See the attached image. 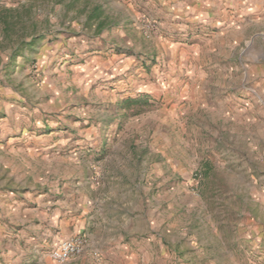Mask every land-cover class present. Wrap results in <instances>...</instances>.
Segmentation results:
<instances>
[{"label":"rangeland","instance_id":"374dc122","mask_svg":"<svg viewBox=\"0 0 264 264\" xmlns=\"http://www.w3.org/2000/svg\"><path fill=\"white\" fill-rule=\"evenodd\" d=\"M176 2L0 0V264H61L77 236L64 264H123L116 245L137 264H264V23L223 42L173 28ZM78 186L93 218L43 237Z\"/></svg>","mask_w":264,"mask_h":264},{"label":"crops","instance_id":"0c3cea01","mask_svg":"<svg viewBox=\"0 0 264 264\" xmlns=\"http://www.w3.org/2000/svg\"><path fill=\"white\" fill-rule=\"evenodd\" d=\"M169 11L170 15L167 17L168 19H172L169 24H172L173 28L189 29L190 27L197 26L217 27L219 29L218 33H220L223 42H225L227 35L235 34L238 36L243 34L246 28L260 26L264 23V0H177L176 4L172 5ZM175 21L177 23L179 22V25H175ZM96 65L97 61L87 64L85 68L87 71H97V68L99 67ZM81 190L82 186L72 189L73 192H70L69 195L71 199L68 197V199L62 202L63 206L66 207L64 212L61 211L60 208H57L51 212V214L40 213V217L43 219L40 220L39 225L33 224V228L35 230H40L43 237L47 236V233H49L50 230H48V228L51 229L53 227L57 228L60 231V234H66L70 237L80 233L86 225L87 219L93 218V216H89L88 213L94 211V207L90 204L93 202H90L88 198L83 199L84 192H81ZM45 196L46 195L42 194L35 199L39 204V209L37 211L44 209V202L48 200ZM31 199L32 198H30L29 201L33 202L34 200ZM88 203L89 205H87ZM94 203L97 204L96 208L98 211L96 213H99L97 226L100 228V232L104 229L102 234L104 236L106 233H110V230L109 232L106 231L107 229L105 225L107 220L110 219L109 216L105 214V209L103 208L105 200L104 202L96 200ZM63 206L61 205V207ZM131 206V203H125L121 208L114 205V208H118L122 213L121 215L117 214L116 216H112V218L115 219L113 224L119 225L118 221H120L123 224V226H121L123 227L124 232L129 229L130 221L132 219L130 212ZM93 213H95V211ZM28 214L31 218L35 216L32 214L31 210ZM134 217L138 218L139 215L136 214ZM44 221H47L48 223H45ZM22 233L25 232L23 231ZM34 236V241L36 243L43 241L42 237L39 236V233ZM122 247L124 246H115V249L117 250L116 256L119 259L117 261L123 260V264H137L132 257L128 260H124ZM142 250L145 251L144 248H142Z\"/></svg>","mask_w":264,"mask_h":264},{"label":"built area","instance_id":"2783aa9c","mask_svg":"<svg viewBox=\"0 0 264 264\" xmlns=\"http://www.w3.org/2000/svg\"><path fill=\"white\" fill-rule=\"evenodd\" d=\"M86 241L83 236L70 240L60 241L51 253V257L58 263L64 264L70 260L78 259L85 253Z\"/></svg>","mask_w":264,"mask_h":264}]
</instances>
